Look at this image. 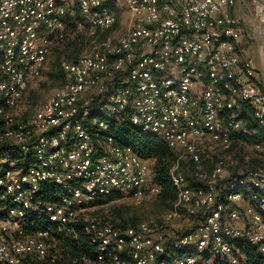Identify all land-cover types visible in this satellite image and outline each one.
<instances>
[{
    "label": "built area",
    "instance_id": "obj_1",
    "mask_svg": "<svg viewBox=\"0 0 264 264\" xmlns=\"http://www.w3.org/2000/svg\"><path fill=\"white\" fill-rule=\"evenodd\" d=\"M114 1L0 0V145L14 146L27 163L0 166V264H205L204 253L241 264L236 239L264 254V139H233L264 131V81L239 55L235 0H125L124 32L98 42L117 24ZM73 9L95 45L76 60L61 58L62 85L21 118L18 103L51 45L64 39ZM89 91L97 105L94 97L80 102ZM245 104L254 128L240 117ZM103 110L177 155L170 169L176 199L158 225L199 216L169 241L192 252L170 254L156 222L119 227L82 208L118 195L139 204L158 193L148 185V162L117 143L105 120L88 123L91 111ZM208 150L218 153L211 167ZM182 161L199 185L185 179ZM77 241L92 248V259L85 248L71 255Z\"/></svg>",
    "mask_w": 264,
    "mask_h": 264
},
{
    "label": "rangeland",
    "instance_id": "obj_2",
    "mask_svg": "<svg viewBox=\"0 0 264 264\" xmlns=\"http://www.w3.org/2000/svg\"><path fill=\"white\" fill-rule=\"evenodd\" d=\"M262 2L264 0H235V6L239 9L236 15L241 19L239 51L242 57L249 58L252 61L260 81H264V6ZM110 6L117 15V24L110 31L104 33L103 36H100L99 40H97L98 42L104 40L106 37H115L123 33L130 22V14L125 0H115ZM69 17L67 18L70 19L74 28L66 24L67 31L65 37L63 40L55 41L51 45L41 76L29 82L16 108V113L21 118L31 115L36 106L47 101L60 87L62 75L59 61L61 58L78 56L83 52L91 50L95 45L94 39L89 35L88 28L82 22L78 11L73 9L71 13L69 12ZM95 96L93 91L84 92L80 95V102L83 103ZM99 104L102 105V103ZM99 113L106 122L109 119L115 118L105 110ZM100 116L93 117L92 121L102 120ZM99 140L102 141L103 139ZM213 153L210 151L208 154L211 156ZM147 162L150 167V161ZM7 165L8 160L0 158V166L5 167ZM183 170L188 173L190 168L187 164H184ZM148 185H153L151 178ZM154 198L155 196L137 204L128 195H118L94 201L82 208L87 211L88 215H97L102 221L119 223L121 220L128 222L130 219H134L136 223L140 221H153L157 225L159 223L161 226L159 222L160 216L168 208L163 209L155 202ZM199 218L197 216L193 219ZM186 222L190 223L189 221ZM186 222L175 220L167 225H163V227L159 225L158 227L159 230L163 229L169 240H172L190 230L191 227H188ZM206 257L205 264H213L217 259L209 254H206ZM220 264L227 263L220 261ZM241 264H244V262Z\"/></svg>",
    "mask_w": 264,
    "mask_h": 264
},
{
    "label": "trees",
    "instance_id": "obj_3",
    "mask_svg": "<svg viewBox=\"0 0 264 264\" xmlns=\"http://www.w3.org/2000/svg\"><path fill=\"white\" fill-rule=\"evenodd\" d=\"M69 17V15H68ZM70 18V17H69ZM68 19V18H67ZM66 24H69L74 28L72 22H70V19L67 20ZM66 31H67V25H66ZM239 55V47H238ZM77 56H72L67 58L68 60H76ZM62 75V73H61ZM63 83V75H62V82ZM60 85V86H61ZM97 99L98 97H94L92 99V105H97ZM251 110L250 107H248L246 104L244 105V109L240 114V117L244 118L248 126L251 128L255 127V122L250 117ZM100 116V113L91 111L89 114V120L88 123L92 122L93 117ZM27 117V116H26ZM24 117V118H26ZM101 119L102 116H100ZM108 129L109 132L113 135L114 140L123 146H130L132 147L136 153L143 159L150 161V169H151V181L153 185L158 187V193L155 196V202L160 205L163 209H169L173 206V203L176 199V190L174 185L172 184L171 178H170V169L173 166V164L177 160V155L174 151H172L164 141H162L158 136L144 132L139 127L132 125L127 119L122 118H113L108 120ZM261 138L264 139V133H261ZM234 139H243L246 140L248 143H251L254 139H256L251 135H240L237 134L234 136ZM238 143V142H237ZM235 143V144H237ZM211 150L204 152V163L207 164V166L211 167L213 163L216 161L218 153L214 152L211 156H209V152ZM0 158H5L8 161H14L18 160L20 165H26V161L24 160V155H22L14 146H10L8 144H2L0 145ZM239 162H242L240 159V156L238 158ZM259 160L252 158L250 163L258 164ZM187 164L190 168L188 170V173L183 170V165ZM179 170L183 173L185 179L188 181V183L192 186H197L199 183L196 181L192 174V165L188 162H180L179 163ZM46 195L45 198L48 200H53V192L54 189L51 185L46 184L45 185ZM183 222H186L184 220H180ZM107 222V221H104ZM194 222V219L190 221L192 224ZM112 223V222H108ZM138 223V222H137ZM188 223V222H186ZM119 227H125L126 225H135L136 220L130 219L128 222L125 220H121L119 223H112ZM194 226V225H193ZM192 226V227H193ZM191 227V228H192ZM190 228V229H191ZM189 231V230H188ZM166 234V233H165ZM167 236V235H166ZM168 238V237H167ZM171 240L168 239V247L169 253L173 255H181L187 252L192 251H185V250H175L171 247L170 242ZM233 243L235 247L240 251V253L243 255L244 259L241 261L244 262V264H264V254L258 252L255 245L249 242H243L240 239L233 240ZM81 241H77L73 244H71V255L72 256H78L80 251L87 250V254L92 259L93 253L91 247H83ZM202 258L205 259L206 253L202 254ZM206 260V259H205ZM213 264H220V261L216 259Z\"/></svg>",
    "mask_w": 264,
    "mask_h": 264
},
{
    "label": "crops",
    "instance_id": "obj_4",
    "mask_svg": "<svg viewBox=\"0 0 264 264\" xmlns=\"http://www.w3.org/2000/svg\"><path fill=\"white\" fill-rule=\"evenodd\" d=\"M232 13L233 14H236V12L237 11H239V9L236 7V6H234L233 8H232ZM250 117L252 118V115L250 114ZM261 133H264V131H259V134H257V135H255V134H253L254 135V137L256 138V139H263V138H261L262 136H261ZM253 135H251V136H253ZM233 139H234V137H233ZM200 220V218L199 219H195L194 220V222H192V224L191 223H187L188 225V227L190 226V227H192L193 225H195L198 221Z\"/></svg>",
    "mask_w": 264,
    "mask_h": 264
}]
</instances>
